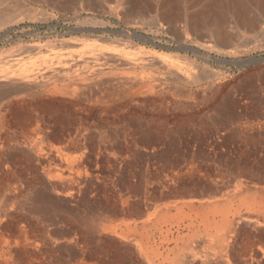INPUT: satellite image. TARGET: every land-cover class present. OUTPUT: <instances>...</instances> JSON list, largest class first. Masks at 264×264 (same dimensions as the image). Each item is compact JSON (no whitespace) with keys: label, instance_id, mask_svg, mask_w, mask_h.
Instances as JSON below:
<instances>
[{"label":"rangeland","instance_id":"1","mask_svg":"<svg viewBox=\"0 0 264 264\" xmlns=\"http://www.w3.org/2000/svg\"><path fill=\"white\" fill-rule=\"evenodd\" d=\"M0 264H264V0H0Z\"/></svg>","mask_w":264,"mask_h":264},{"label":"bare ground","instance_id":"2","mask_svg":"<svg viewBox=\"0 0 264 264\" xmlns=\"http://www.w3.org/2000/svg\"><path fill=\"white\" fill-rule=\"evenodd\" d=\"M169 1V0H168ZM195 1V0H194ZM171 8V7H170ZM205 13V11H204ZM175 16V15H174ZM202 16V15H201ZM187 20H188V24L191 25V27L193 28H198L200 21L198 20V18H196L195 15H188L186 16ZM203 17V16H202ZM178 18V17H177ZM201 19V18H200ZM204 20V19H203ZM192 28V29H193Z\"/></svg>","mask_w":264,"mask_h":264},{"label":"water","instance_id":"3","mask_svg":"<svg viewBox=\"0 0 264 264\" xmlns=\"http://www.w3.org/2000/svg\"><path fill=\"white\" fill-rule=\"evenodd\" d=\"M157 46L159 47H167V46H164V45H161V44H156Z\"/></svg>","mask_w":264,"mask_h":264}]
</instances>
